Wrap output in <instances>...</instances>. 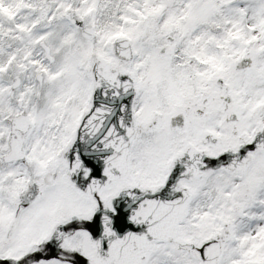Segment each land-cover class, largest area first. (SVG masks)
I'll return each instance as SVG.
<instances>
[{
  "label": "snow or ice",
  "instance_id": "1",
  "mask_svg": "<svg viewBox=\"0 0 264 264\" xmlns=\"http://www.w3.org/2000/svg\"><path fill=\"white\" fill-rule=\"evenodd\" d=\"M0 264H264V0H0Z\"/></svg>",
  "mask_w": 264,
  "mask_h": 264
}]
</instances>
